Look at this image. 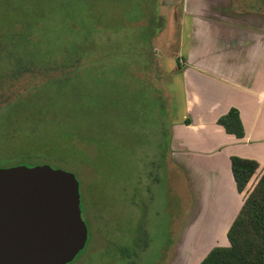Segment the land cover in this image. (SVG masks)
Returning a JSON list of instances; mask_svg holds the SVG:
<instances>
[{
    "label": "rangeland",
    "instance_id": "obj_1",
    "mask_svg": "<svg viewBox=\"0 0 264 264\" xmlns=\"http://www.w3.org/2000/svg\"><path fill=\"white\" fill-rule=\"evenodd\" d=\"M180 6L181 0H0V47L16 35L12 47L27 52L25 66L0 54V106L33 92L20 104L26 119L0 123V157L16 153L0 165L49 164L75 174L87 240L67 264H197L212 246L227 244L213 216L214 192L200 180L189 191L171 160L172 128L185 116L176 58L187 41L178 48ZM71 45L79 58L67 53ZM74 61L72 79L36 88L69 72ZM85 111L93 141L74 136L75 157H26L16 152L30 149L23 131L3 149L7 133L22 122L31 126L30 116L53 122L44 125L53 140L52 127L75 123L72 113L85 123ZM235 193L234 184L219 193L221 215Z\"/></svg>",
    "mask_w": 264,
    "mask_h": 264
},
{
    "label": "crops",
    "instance_id": "obj_2",
    "mask_svg": "<svg viewBox=\"0 0 264 264\" xmlns=\"http://www.w3.org/2000/svg\"><path fill=\"white\" fill-rule=\"evenodd\" d=\"M180 8L178 48L184 36L187 41L176 58L185 116L172 128L171 160L189 191L200 180L214 192L213 216L225 236L264 171V0H181ZM231 107L239 111L241 138L216 122ZM231 155L258 163L242 192L235 187ZM232 183L235 197L221 215L218 195L226 187L233 190Z\"/></svg>",
    "mask_w": 264,
    "mask_h": 264
},
{
    "label": "water",
    "instance_id": "obj_3",
    "mask_svg": "<svg viewBox=\"0 0 264 264\" xmlns=\"http://www.w3.org/2000/svg\"><path fill=\"white\" fill-rule=\"evenodd\" d=\"M86 240L73 172L0 166V264H67Z\"/></svg>",
    "mask_w": 264,
    "mask_h": 264
},
{
    "label": "trees",
    "instance_id": "obj_4",
    "mask_svg": "<svg viewBox=\"0 0 264 264\" xmlns=\"http://www.w3.org/2000/svg\"><path fill=\"white\" fill-rule=\"evenodd\" d=\"M15 37L16 35L10 36L7 40V44L0 47V54L4 55V57L14 58L17 64L25 66L27 63L22 59L27 57V52L23 47H12V44L16 41ZM74 46L75 45H71L70 51L68 50L67 53H69V55H77L79 58V48L77 50V46ZM35 55L37 56L39 54ZM73 64H75V66L63 76L47 79L46 82L41 83V85L36 88H46L51 85L59 86L64 80L66 82L69 81L79 68V62L74 61L71 65ZM32 93L33 92L25 99H17L13 102L6 103L4 106H0V123L3 122L4 125H9L14 119H26L24 114L26 111L20 110V104L29 102L33 98ZM33 111L35 114L37 113V109ZM72 114L73 121L77 123V125L68 121L66 124H57V126L52 127V129H56V131L51 134L55 136L53 140L46 137L47 132L44 130L47 128L44 125L53 122H50L47 116L45 117L42 114H38L36 117L30 116L28 120L31 126L29 128L24 127V123L22 122V126L18 128V131L7 133V138H5L6 144H4L3 149L7 150L9 148L10 145L8 144L13 142V135L15 132L23 131L25 132L23 140H26L30 147L28 150L29 153H25L21 150H16V152H20L26 157L42 155L45 158H49L51 155L49 153H52V151L56 154L51 155V158L62 159L65 156H77L79 152L72 141L74 136L89 142L93 140L88 137V130L86 129L89 113L85 111V115H87L85 123L75 113ZM104 114L106 117L107 112H104ZM186 122L188 121L186 120ZM216 122L223 127L225 132L233 134L237 138L243 137L244 127L237 108H229L227 112L217 118ZM81 130H83V132H81ZM82 133H85L87 136ZM47 147H49V149H47ZM33 150L34 153H32ZM14 154L16 153L10 155L13 156ZM11 156L5 157V155H2L0 159H10ZM229 160L235 187L238 192H242L251 176L256 171L258 163L253 159L242 158L236 155H231ZM226 238L228 242L227 245L212 246L197 264H264V171L245 196L242 205L226 231Z\"/></svg>",
    "mask_w": 264,
    "mask_h": 264
}]
</instances>
